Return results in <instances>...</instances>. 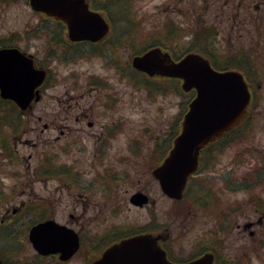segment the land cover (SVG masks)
<instances>
[{
    "label": "flooded vegetation",
    "instance_id": "obj_1",
    "mask_svg": "<svg viewBox=\"0 0 264 264\" xmlns=\"http://www.w3.org/2000/svg\"><path fill=\"white\" fill-rule=\"evenodd\" d=\"M16 1L0 0V9ZM22 1L28 19L21 27L4 28L0 22V75L24 76L31 62L33 70L44 73L41 93L54 85L49 82L51 79L59 77L65 82L57 101V111L43 122L41 118L37 119L47 133L45 148L48 149L37 159V164H32L36 158L33 153L27 159L19 158L12 147V141L20 137L16 129L12 127L9 131L0 126V171L9 175L8 178L19 174L21 181L14 182L11 188L31 190L41 187L39 189L43 190L41 196L29 194L28 203L21 201L18 207L14 202L0 207V231L5 229L14 240L12 245H0L2 264H115L117 259L123 260L118 254H111L107 262L100 263L107 250L132 234L127 219L115 224L114 216L122 215L124 210L139 209L129 203L135 192L148 197V204L141 209L150 213L151 218L142 225L143 229L155 232L158 244L171 262L211 254L213 264H242L244 248L235 244L233 252L227 253L228 243L254 241L264 233V147L246 145L256 121L255 113L261 112V95H264V41L255 42L254 53H241L240 73L252 90V111L248 110L235 127L200 151L197 170L189 178L188 227L193 234L186 254L173 234V221L159 223L153 215L157 198L144 186L127 192V174L115 165L122 168L127 162V100L124 99L127 84H133L141 91L145 89L150 99L152 94L159 95L162 100L177 98L176 113L168 118L170 133L155 140L151 149L150 174L159 164L156 165L154 157L162 161L164 154L169 152L179 121L180 82L138 72L131 62L135 56L154 48L165 53L168 62L175 61L179 41H137L120 37L119 30H114L115 24L123 29L122 32L143 28L144 18L139 15L142 7H136L133 0H84L88 9L100 14L108 25L107 34L95 42L71 40L62 22L33 11L29 0ZM218 1L201 0L205 7L198 10L196 0H162L155 6L158 19L151 25L155 24L161 30H188L192 40L194 33L191 31L197 27L219 30L216 38L219 43L230 41L223 35L224 29L236 31L259 27L264 0H223L215 6ZM121 52H126V59L122 58ZM90 58L102 60L103 71L104 68H115V73L82 72L79 69L81 62H88ZM139 81L141 86L136 85ZM10 104L16 107L14 103ZM168 104L167 108L173 106L169 100ZM162 112L163 108H158V113ZM0 120V123L8 122V118ZM53 131L56 133L52 136ZM234 141L237 150L232 163L237 173L218 170L217 160ZM17 167L22 170H15ZM3 180L0 177V190L5 189ZM144 181V184L148 183L147 179ZM213 181L220 182L222 187L213 186ZM227 194L241 197L229 203L230 197H223ZM0 199L1 202V192ZM245 206L249 209L244 210ZM29 217H35L39 222L52 220L63 228L58 235L59 248L51 249L47 254L37 251L28 240V232L34 224L25 231L26 245L17 244L18 227L24 224L23 220L30 221ZM65 230H71L77 243L69 256L65 253L72 240H66ZM163 230L166 232H161ZM251 261L248 255V264Z\"/></svg>",
    "mask_w": 264,
    "mask_h": 264
},
{
    "label": "rangeland",
    "instance_id": "obj_2",
    "mask_svg": "<svg viewBox=\"0 0 264 264\" xmlns=\"http://www.w3.org/2000/svg\"><path fill=\"white\" fill-rule=\"evenodd\" d=\"M133 1L136 7H142L139 15L144 18L142 29H132L134 31L135 38L137 37V39L140 40L143 36L145 37V35H150L147 39H145L146 41L150 40V38H156V36L151 33L158 28H156L155 24L151 25V23L158 19L155 6L162 0ZM221 2H223V0H219L217 3H214V5L218 6ZM176 18L177 15L174 19ZM27 19L28 15L25 12L22 0H17L8 7L0 9V22L4 28H19ZM114 30L115 32L119 30V36H123L124 39H127V30L122 32L123 29H121L118 24H115ZM115 36L118 35L116 34ZM115 36H113V39ZM121 56L123 59H126V52H121ZM102 63L103 61L100 59L97 61L90 58L88 62H81L79 69L82 72L89 71L90 73L97 74L112 75L115 73V68H104L103 71L101 66ZM49 82L51 84L54 83V85L41 94V99L33 105L32 109L29 111L30 113L27 115L24 113L25 115H23L19 113L17 109V112L7 110L6 114L8 115L9 123H5L4 121L0 123L1 127H5L9 131H11L12 127L16 129V134H19L20 137L12 141V147H15L17 150L19 158L23 156L24 159H27L28 155L33 153L36 158L32 161V164H37V159L42 157L43 154H46L45 151L48 150L45 148L47 133L45 134L42 125L37 123V119L41 118L43 122L44 118L52 117L53 115L50 114L57 111V101L60 93L63 91L65 80H61V78L58 77L51 79ZM139 83L141 84L139 81L136 85L141 86ZM124 92V99L127 100V162L122 168L121 165H115L120 169H123L124 174H127V192H134L136 189L144 186L151 194H153L154 197L157 198V203L152 210L154 211L153 215L157 218L159 223L163 222L164 224H169L173 221V234L175 237H178V246L182 248L181 250L188 254L189 242L191 234H193V231H191L188 227V212L191 202L189 200L187 203L184 202L176 204V202L167 199L161 194L157 183L150 175L151 149L154 146L155 140H160L166 135V133H170L168 118H170L172 114L176 113L177 98L169 97L168 100L172 102L173 106L171 108H167L166 105H169L168 100H162L159 95L155 94H152L150 99L145 89L144 91H141L133 84H127L124 88ZM178 99L179 102L183 100L180 95ZM158 108H163V112L158 113ZM260 108L261 112L256 111L254 116L256 121H254L252 130L248 135L246 142V145L248 146L255 145L256 147H264V95H261ZM19 119H22V121H19ZM257 123L262 124V126L259 128V126L256 125ZM6 129H4V131H6ZM55 133L56 131H53V133H51L52 136ZM1 141L2 134H0V142ZM235 143L236 141H234L232 143L233 146L229 147L223 153L221 158L217 160L218 170L235 171V165L232 163L237 150V145H234ZM152 155L155 156V154ZM154 159L156 160V165L161 161L159 160V157H154ZM15 170L20 171L22 169L17 167ZM8 176L9 175H4L0 171V177H2V180L3 178H6L3 180L5 183V189L0 190L3 196V200L0 202V207H6L8 202H14L15 206H18L21 201L28 203L27 198L29 194L38 193L39 196H41L43 191L39 189L41 187H36L31 190H24L20 187L11 188L14 182L21 181L18 179L19 174L11 175V177L14 178H8ZM145 179L148 181L147 184H144ZM219 183L220 182L218 181H213L212 184L215 187L221 188L222 186ZM227 196L231 199L229 203L234 202L236 198L241 197L236 194H227L223 197ZM226 207H229V204ZM248 209L249 207H244V210ZM114 217L117 220L115 221V224L123 223L127 219V225L131 230L144 225L151 218L150 213L143 209L124 210L122 215L120 214L118 217ZM230 218L231 217H229V219ZM22 222L24 224L18 227V234L20 235L18 237V241H21V243L18 242L17 244L26 245V239L23 237L25 236V231L28 229L31 222ZM246 235L247 234L244 236ZM260 241L262 242L260 243ZM235 244L244 248L242 256L245 260H243L242 264H248V255L252 258V261L249 264H264V233L259 234L254 241L246 239V241L240 240L236 243L229 242L227 253L233 252Z\"/></svg>",
    "mask_w": 264,
    "mask_h": 264
},
{
    "label": "water",
    "instance_id": "obj_3",
    "mask_svg": "<svg viewBox=\"0 0 264 264\" xmlns=\"http://www.w3.org/2000/svg\"><path fill=\"white\" fill-rule=\"evenodd\" d=\"M30 5L37 11L62 20L72 40L96 41L107 32L103 19L89 12L83 0H30ZM133 65L149 74L178 77L183 81V90H196V97L189 104L173 149L163 164L153 171L162 191L171 198L180 199L187 177L196 168L199 149L240 119L248 104L249 94L240 75L234 72H215L205 60L196 55H187L179 63L166 65L159 52L152 50L135 58ZM29 66V72L24 76H0V96L15 102L21 110L27 109L32 101L40 99L36 88L41 84L44 74L32 70L30 63ZM130 201L141 206L146 198L137 193ZM58 228L53 221L34 226L30 232L32 244L41 252H49L47 247L58 246ZM46 231H49L48 235ZM110 253L127 257V264H167L163 252L150 236L127 239L110 249ZM191 264H211V257L205 256Z\"/></svg>",
    "mask_w": 264,
    "mask_h": 264
},
{
    "label": "trees",
    "instance_id": "obj_4",
    "mask_svg": "<svg viewBox=\"0 0 264 264\" xmlns=\"http://www.w3.org/2000/svg\"><path fill=\"white\" fill-rule=\"evenodd\" d=\"M261 18H264V14H261ZM252 29H249V31H251ZM258 36L259 38L256 41H264V30L261 29V27L259 26L258 29ZM176 31H174L173 33H175ZM204 32V31H203ZM217 30H210V36L215 37ZM206 33H204V35L201 32H198L195 37H197V41L194 44L190 45V49L189 51H195V52H199L204 54L207 58H209L211 60V62L214 65H217V67L221 68L224 65H226L228 67V65L230 64L229 62V57L228 55H225V59H223L222 61L219 59V53H221V57H222V48H219L217 46H215L212 41H208L207 38H205ZM205 38V39H204ZM202 39H204L203 41H201ZM230 47L229 44H227L226 48H225V52H230ZM185 48L182 49L181 48V53L180 56L185 53ZM224 52V53H225ZM229 59V60H228ZM7 110H12V111H16V108L13 107L10 103L5 102L3 100L0 99V118H8V115L6 114ZM17 112V111H16Z\"/></svg>",
    "mask_w": 264,
    "mask_h": 264
}]
</instances>
